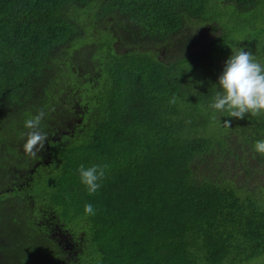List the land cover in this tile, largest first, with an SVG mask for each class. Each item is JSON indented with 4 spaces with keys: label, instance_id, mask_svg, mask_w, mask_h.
Returning <instances> with one entry per match:
<instances>
[{
    "label": "trees",
    "instance_id": "1",
    "mask_svg": "<svg viewBox=\"0 0 264 264\" xmlns=\"http://www.w3.org/2000/svg\"><path fill=\"white\" fill-rule=\"evenodd\" d=\"M263 8L0 0V264H264V116L205 110L232 50L264 62Z\"/></svg>",
    "mask_w": 264,
    "mask_h": 264
},
{
    "label": "clouds",
    "instance_id": "2",
    "mask_svg": "<svg viewBox=\"0 0 264 264\" xmlns=\"http://www.w3.org/2000/svg\"><path fill=\"white\" fill-rule=\"evenodd\" d=\"M215 85L216 92L205 109L213 116L217 113L221 116L226 113L227 116L238 119L245 114L264 116V62L255 59L250 51H245L242 47L232 50L224 61ZM170 103H174V100ZM43 117L44 112L40 111L24 120L23 127L32 130L22 134L26 137L22 145L25 153L35 155L36 150L44 146L47 134L42 130L35 131L40 127ZM224 123L229 126L228 121ZM251 148L255 153L264 155V139L254 141ZM107 168L106 163L90 166L81 164L77 167L78 180L89 195L96 193L101 187ZM84 213L95 215L96 210L91 203H86Z\"/></svg>",
    "mask_w": 264,
    "mask_h": 264
},
{
    "label": "rangeland",
    "instance_id": "3",
    "mask_svg": "<svg viewBox=\"0 0 264 264\" xmlns=\"http://www.w3.org/2000/svg\"><path fill=\"white\" fill-rule=\"evenodd\" d=\"M262 10H264V8L262 9ZM264 12V11H263ZM258 29H264V25H260V26H258ZM255 33V31H253V33L252 34H254ZM203 36L204 37H209V34H208V31L205 29V30H203ZM232 161H235L234 159H232ZM238 163H239V161H238ZM234 172L237 174V178H242L241 177V172H238V171H236V170H234ZM242 193H240V195H241ZM68 225H66V227H67ZM65 227V226H64ZM258 260L259 261H262V258L261 257H259L258 258Z\"/></svg>",
    "mask_w": 264,
    "mask_h": 264
}]
</instances>
